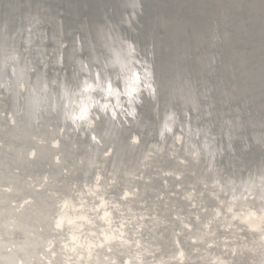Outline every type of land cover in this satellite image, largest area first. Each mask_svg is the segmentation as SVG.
<instances>
[{"label":"water","instance_id":"1","mask_svg":"<svg viewBox=\"0 0 264 264\" xmlns=\"http://www.w3.org/2000/svg\"><path fill=\"white\" fill-rule=\"evenodd\" d=\"M178 1L154 0L159 7L162 4L155 17L152 15L150 0H0V92L3 93L0 99L4 100L6 107L3 109L0 101V264H122L125 253L131 256L123 264H133L135 260L146 258L148 245L151 243L157 241L162 248L160 238H149L148 243L141 245L140 237L136 236L144 234V226L139 223L140 215L134 213V203H127L136 193L139 197L152 195L151 188L161 186L158 175L133 185L126 183L128 187L135 188L132 189L135 194H128L126 189L125 197L119 198V204L111 208L109 216L124 219L122 225L118 223L119 229H111L113 221L110 222V219L113 218L108 216L107 220L101 218L102 221L92 219L93 210L97 207L91 202L92 199L104 192L108 194L115 191V185L122 187L120 185L129 176L128 171L127 176L123 170L131 163L143 169L144 173L148 172L151 165L184 169L180 176L182 187L189 188V183L194 186L184 198H177L176 204L180 208H184L190 199L195 202L204 199L203 204L210 207L216 203L209 196L208 188L215 190L220 185L210 186L204 183L206 187H202V181L214 182L219 178L221 183L234 189L237 188L235 182H238L243 196L239 191L232 196L230 215L238 216L242 222L229 220L230 215L223 207L221 212L226 213L225 222L233 221L239 228L238 231L233 228L235 233L228 235H235L238 238L236 240L244 242V245L234 246L232 254L230 250L224 252L226 248H219L212 256L216 254L218 259L225 258L232 264H264V219L256 226L249 225L253 217L264 215V59L259 69L252 70V73L244 72V69L239 71L243 75L240 76L242 81L250 78L258 82L256 86H252V90L259 91H251L248 99L259 95H263V98L256 103V107L261 109L250 122L253 127L249 133L251 142L245 141L238 157L233 159L238 161L237 165L231 161L228 165H221L219 171H214L210 165L208 172L202 168L203 161L200 157L206 154L207 147L213 141L212 137H223L226 147L235 150V146H230L231 139L243 136L240 131L245 125L238 121L229 123L222 120L220 111L213 113L210 120H204L207 127L201 137H192L191 131H184L188 140L195 144L192 147H183L181 150L164 144L165 153H162V143L142 140L143 135L153 130L156 138H172L178 144V138L170 136L168 132L175 122V116L166 120L163 109L171 105L172 99L183 101L185 98L194 110L198 106L195 98L205 96L202 91L195 90L192 84L184 82V79L176 83L173 81L180 79L184 70L181 61H174L169 53L178 50L181 45L196 47L203 43L205 39L201 34L211 29L214 23L221 24V31L224 30L223 25L235 17L236 23H242L244 19L239 10L251 15L250 20L257 27L253 30L256 32H253L255 38L251 42H258V49H263L264 0H196L197 5L190 11L193 16L195 10L204 13V16L195 22V17L186 18L182 22L173 17L175 12L172 8L177 7ZM210 1H214L216 7H211L208 4ZM10 24L12 27H19L22 36L15 38L2 31ZM151 25H157V33L150 30ZM187 27L190 30L185 35L184 29ZM196 27H201L202 30L196 31ZM211 33L213 31L209 30V35ZM226 33L228 32H223L219 39L223 40L221 46L227 48L228 54L225 62L220 61L216 67L219 71L216 77L224 79L219 82L213 78L210 83L214 99L220 98L224 102L248 91L242 86H233L230 91L229 87L233 83L224 87L227 85L225 75L233 76L234 66L242 67L252 58V55L230 48L232 43L243 40V37L249 38V30L239 38L234 37L237 35L235 29L229 35ZM34 36H38L40 40L48 37L53 44L48 46L53 54L46 57V62L56 61L64 66L73 64L71 68H77L74 73L87 72L89 80L85 76H71L69 80L72 86L66 90L52 91L50 83L53 82L50 77L56 70L54 67L46 69L47 64L40 61L48 49L45 44L38 47L33 43ZM159 36H165V39H160ZM145 37H150L149 45L152 47L148 51L145 48V53L156 54L160 50L165 53L153 60H144L143 69L139 70L130 60L133 58L139 61V58L126 57L122 49L142 50L143 45H148L143 41ZM98 44L105 49L100 55L94 54L92 59L98 66L93 70L87 62L88 54H76L75 49ZM11 47L15 49L6 51V48ZM8 54L13 55L12 61H4ZM203 57H193V64L204 66L199 71L214 69L215 67L208 66L209 59L214 61V57ZM256 57L259 61V57L264 58V54L259 52ZM103 64L111 68L107 74L99 70ZM25 65L31 68L25 70ZM58 70L60 80L67 79L64 74L66 71ZM116 71L120 74L117 77ZM114 77L113 84H110V79ZM132 80L141 88L133 87ZM172 81L174 84L171 87ZM93 85L102 89L103 98L111 95L108 101H113L114 104L105 106L103 98L87 100L89 90H98ZM70 91H76L80 95L73 96ZM183 91L187 94L186 97ZM160 93L163 95L159 98ZM121 94L125 96L123 102H119ZM63 102L76 104L81 115L78 117L75 114L77 111L63 107ZM92 102L96 103L92 107L94 113L88 114L87 108ZM128 102L136 103L137 107ZM121 105L125 107L123 123L126 124L127 131L124 133L123 127L114 120L117 119ZM3 110L5 112L2 114ZM85 113L91 118L90 124L79 130L80 120L88 118L82 117ZM194 124L192 123L193 126ZM149 126L151 129L147 130L146 127ZM184 126L185 124L182 125ZM132 128L136 129V133L131 131ZM88 136H96V139L91 142ZM250 143L253 149L249 148ZM169 149L170 151H166ZM224 152L225 150L222 151L223 154ZM178 153L183 154L184 166L174 160ZM136 154L139 156H135ZM95 166L98 171H95ZM105 170L111 172L108 173V179L99 187H93ZM73 181L81 182L77 183V187L73 186L74 194L69 189ZM175 181L169 178L172 185ZM159 189L162 190L161 187ZM158 197L161 200L162 195ZM165 201L170 206L173 204L170 199ZM157 211L160 214L159 209ZM220 215L221 213L218 217ZM211 221L209 225L212 224ZM138 223L139 226L136 227ZM191 225L195 226L192 217ZM57 231H62L61 235ZM125 232H130L134 236L133 240L127 237V242L121 241ZM164 234L176 249H185L188 254L196 253L195 250H188L191 246L189 240L174 237L166 231ZM240 234L243 235L242 241ZM141 237L147 239V235ZM80 238H84L83 241ZM52 249L55 251L50 254ZM157 257L155 251L152 260ZM192 262L217 264L216 260L205 263L203 258L189 263ZM157 264L165 263L160 260Z\"/></svg>","mask_w":264,"mask_h":264},{"label":"bare ground","instance_id":"2","mask_svg":"<svg viewBox=\"0 0 264 264\" xmlns=\"http://www.w3.org/2000/svg\"><path fill=\"white\" fill-rule=\"evenodd\" d=\"M150 2H151L150 4H151V9H152V15L157 17L158 16L157 9L159 8V11H160L161 10L160 7H162V4L160 3L161 6L159 7L158 4H155L154 0H150ZM208 4L211 7L212 6L216 7V3L214 1H210L208 2ZM196 5H197L196 0H179L177 2V7L172 8V10L175 12L173 13V17H177V19H179L181 22L183 20H187L186 18H192V17H195L194 22L196 20L201 19L204 16V13L198 12L195 10L193 12L194 14L193 16L190 11V9H194ZM239 11H240L239 13L241 17L244 19L242 23H236L237 18L235 17L229 23L223 25L224 26L223 31H221V27H220L221 24L214 23L212 24L211 29H207L206 31H203V33L201 34V36L205 39L203 43L196 45V47H192L190 45H185V46L181 45L178 50H173V52L169 53L171 57L172 56L174 57L173 58L174 61L178 59L181 61L182 63L181 67L184 70L182 77L180 79H177V80L175 79L173 81L176 83L184 79V82H188L192 84L195 90L202 91L203 94L205 95V96H198L195 98V100H197L198 106L194 110L191 108V104L187 102L185 98H183V101L177 98H174L172 99L171 105L163 109L167 116L166 120H169L171 116H175V122L171 127H169L168 132L170 136L172 137L174 136L175 138H178V142H177L178 144H176L172 138L171 140H162L160 138H156V134L153 132V130L149 131L147 134L142 136V140L144 142L149 141V142H159L160 144L162 143L161 145H163L162 146L163 151L161 152L165 153L164 144H168L169 146H171L172 149L175 148V149H181V150L183 149V147L187 148V147H192L193 145H195V144H192L188 140L187 135L184 133V131L185 130L191 131L192 137H201L202 135H204L203 130L207 127V125L203 123L204 120H210L212 117L211 115H213V113H215L216 111H217L216 113L220 111L219 113H221L222 120L224 121H229V123L238 121L239 123L245 125L240 131V133L243 134V136L242 137L237 136V138L236 137L232 138L230 141V146L231 147L235 146L234 148L235 150H229V148L226 147V143L223 137L214 136L211 138L213 141H211L209 146L207 147L206 154H203L200 157L201 161H203L202 168H203V171L205 172H208L207 171L208 165L213 166L214 171L215 170L219 171L220 170L219 168L221 165H228V163H230L231 161H234L233 159L238 157L241 151L240 149H242L243 143L245 141L251 142L250 140L252 138H251V135H249V133L253 130V127L250 125L251 124L250 122L253 121L257 112L261 109V107L259 108L256 107V103L259 102L263 98V95H259L257 96V98L251 97L248 99L247 97L251 93V91L255 93L259 91V90H252L254 89L252 86H256L258 82H256L255 80H251L250 78L247 79L246 81H242V78L240 76H243V75H240L239 71H242L241 69H244L245 70L244 72L252 73L254 72L252 70H258L264 58L259 57V61H257L256 55H258L259 52H261V54H264V48L260 50L258 49V45H259L258 42H251L255 38V35L253 32H256V31H253V30L257 28L256 25L252 24L253 22H251L250 20L251 15L245 13L243 10H239ZM156 22H157V19L155 20V23ZM233 25H235V27H232ZM12 26L13 25L10 24L7 27H4L2 31H4V33H7L8 35L14 36L15 38H19L21 30L19 29V27H12ZM45 27H48V25L45 24ZM156 27L157 25H154V27L151 25L149 28L150 30H155V32L157 33L156 29H159V28H156ZM194 29L196 31L202 30L201 27H196ZM234 29L237 32V35L234 36L235 38L244 36L243 34L245 33L246 30H249L251 35L249 36V38L243 37V40H239L237 42L232 43L230 48H233L234 50L239 51V52L241 51L243 53L252 55V58H250L242 67L234 66L232 69V73L234 74L233 76H230L229 74L225 75V77L227 78L226 79L227 85H224V87H227L228 84L233 83L231 85L232 87L231 86L229 87V90L231 88L233 89V86L237 88L242 86L244 88H247L248 91L244 95L242 94L240 96H233L230 98L228 102H224V101H221L220 98L214 99L213 97L214 90H213V87L210 85V83H211V80H213V78L215 80H218L219 82H221V80L224 79V78H221L220 80L219 77H216V75L219 74V71L216 69L218 63L220 61L225 62L227 54H228L227 48L224 45L221 46L223 44L222 42L223 40L219 39V37L220 35H222L223 32H228L226 33V35H229L230 34L229 32H234ZM189 30L190 29L188 27L185 28L184 34L188 33ZM209 30L213 31L211 35H209ZM42 33L45 34L46 32H42ZM20 36H22V34ZM161 38L164 40L165 36L160 37V39ZM33 39H34L33 43L37 44L38 47L45 44L46 45L45 47L48 49L45 52L44 58L41 59L40 61H44L45 64L49 65V66L47 65L45 66L46 69L47 67H54V69L56 70L55 71L56 73L54 75H51L50 77V81L53 82V83H50V89L52 91L58 92L61 89L66 90L68 87L72 86L73 84L72 82H70L71 80H69L71 76H75V75L85 76L84 78L86 80H89L88 79L89 74H87V72L79 71L78 73H74L76 72L77 68L73 66L74 69H72L71 65L73 64H68V66L67 65L64 66L61 64H57L56 61L51 62V63L46 62V57H49L51 54H53L52 49L48 47L50 45H53L52 42L49 41L48 37H45L44 38L45 40L44 39L40 40L38 36H34ZM217 39L219 40L217 41ZM143 41L145 44L147 43L148 45H143L142 50L130 51V49L128 48L122 49V52H124L126 57L129 56L130 58L131 57L139 58L138 59L139 61H136L133 58L130 59L132 65L135 68H138L139 70L143 69L144 60L150 61L157 57L164 56V55H161V53L164 52L163 50L156 52V54H151L150 52L145 53L144 52L145 48L147 51L152 49L151 45H149L150 37H145ZM13 49L15 48L14 47L6 48V51L13 50ZM104 49L105 48L100 44H98V46H88L87 48L83 46L82 48L79 47L75 49L76 50L75 53L76 54L80 53L83 56L85 54H88L87 62H89L93 70H96L95 68L98 65L94 62L92 58L94 54L96 53L99 55L103 53ZM203 56H207L208 58L214 57V61H211L209 59V63H208V66L211 68L215 67L214 69L210 71L203 70L200 72L199 70L203 69L204 66L193 64L194 58L196 59L200 57L202 58ZM12 57L13 55L8 54L7 57L4 58V61H12L11 60L13 59ZM25 66H24L25 70L26 68H31V66H28V65H25ZM100 67L101 68L99 70L104 73L106 72V74H107V71H111V68H109L106 64H103ZM57 69H62L63 72L66 71V73L64 74L66 75L67 79L60 80V77H59L60 71L59 70L57 71ZM69 72H71V74H69ZM115 73H116L115 77L120 75L118 71H116ZM166 75L170 77V75L168 74ZM115 77L110 79V84H113V80L115 79ZM173 81L170 83V86L174 84ZM136 83L137 82L135 80H132L131 82L133 87L141 88L139 84L135 85ZM93 87L94 89H98V90L97 91L89 90L87 94L89 95V97H87V100L89 99V101H91L96 98L97 99L103 98L102 89L98 85H93ZM158 89L159 88L157 87V90ZM70 92L72 93L73 96H75V94H79L76 91H70ZM2 94L3 93L0 92V96ZM183 94H185V97H186L187 94L184 91H183ZM97 95H99V97H96ZM161 95L163 94L160 93L158 97L159 98L162 97ZM111 97L112 96L109 95L102 99L106 101V103H104L105 105L114 104L113 101H108L109 98ZM124 97L125 96L121 94L119 96V102H123ZM0 101L3 106V109H6V107H4V100L0 99ZM128 103H131L132 106L137 107L136 103H133V102H128ZM62 105L63 107L70 108L73 112L77 111V113L75 114L78 117L79 115H81V112L80 111L78 112L76 104L63 102ZM94 105H96V103H93V102L88 105V108H87L88 114L94 113L92 111V107ZM124 109L125 107L121 105V108L118 110L119 114L118 116H116L117 119H114L117 124H120L121 127H123V133L127 131L126 124L123 123V120H124L123 115L125 113ZM4 112L5 110L1 111L2 114ZM88 114L85 113L84 116L82 117L84 118ZM87 117H88L87 119L80 120L79 130L84 129L85 126L87 127V125L90 124L91 118L90 116H87ZM189 121H192V123H195L194 126ZM183 124H185L184 127H182ZM186 126H188L187 129H186ZM69 127H72V126H69ZM146 128L147 130H149L151 129V126L146 127ZM145 130L146 129L144 128L143 131ZM131 131L135 132L136 129L132 128ZM88 139L89 141L94 142V140L96 139V136H90ZM100 145H98L99 148H100ZM249 145H250L249 148L253 149L252 144L250 143ZM212 148H215L214 152H211ZM224 150L225 152L223 154L222 151ZM166 151H170V149ZM182 155L183 154L178 153V156L176 155L174 157V160L177 162V164H181L182 166H184L185 160ZM135 156H139V155L136 154ZM234 162L236 163V165L238 164V161H234ZM95 171H98V167L96 166H95ZM123 171H124L123 173L126 175L128 171L129 176L127 175L128 180H124L123 181L124 183H122L121 185L119 184L122 187H117V185H115L114 186L115 191H111L108 194L104 192L103 194H100L101 196L98 195L96 198L94 197V199H92L91 202L97 206L96 209L93 210L94 213L92 215V219H100L102 221L101 218L106 219L107 216L109 217L111 215L110 214L111 208L119 204V198L121 199L125 197L124 194L126 193L125 192L126 189H128L129 191V192L127 191L128 194H135V192H133L132 190L135 188L128 187V185L126 184L127 182L133 185L137 183L138 181L143 182L145 179L149 180V177L153 175L154 176L158 175L160 182H161L160 183L161 186H154L151 188L152 195L139 197L136 193V195H133L134 197H132V199L127 200L128 202L126 201L127 203L131 201L132 203H134V205L136 206L134 208V211H135L134 213L139 214L141 217V221H139V223L141 225L143 224L144 226V234L140 233L139 235L136 236V237H140L139 240H140L141 245L144 246L145 243H148L149 238H153L154 240L156 238H160L161 242H163L162 248L159 242L157 241L154 244L151 243L150 245H148L149 249L147 250L146 258L142 260H139V259L135 260L133 261V264H157V262L160 260L164 261L165 264H196L197 262L195 263L194 262L189 263V262L197 258H203V260H206L205 263H209V262L216 260L217 264H232L230 263L229 260L225 258L218 259L217 258L218 255L216 254L212 256V253L219 248H222V249L226 248L224 252H227L230 250L231 252L230 254H232L234 252V246L236 245L240 246V244L244 245V242L239 243V241H237L238 238L235 237V235L233 236L228 235L231 232L235 233L234 229L237 231L239 230L236 223H234L233 221L242 222V220L238 218V216L230 215L232 214L231 210L233 207L232 196L237 193L236 191H239L240 194L243 196V191L239 190L240 185L238 182H235V185L237 188L234 189V188H231V186L221 183L219 178L214 182L202 181L201 183L202 187L205 186L204 183L210 186L220 185L215 190H210L208 188L209 196H211V198H214V202L216 203L212 207H210L206 203L203 204L204 199L199 200L198 202H195L193 199H190L189 201L186 202L184 208H180V206L176 204L177 198L178 199L184 198V196L187 195L191 191L192 187L194 186L193 183H189V188L182 187V184H181L182 181H181L180 176L181 174H183L184 169L182 168L175 169L171 167L162 168L159 166L154 167L153 165H151V167L147 169L148 172L144 173L143 169H139L138 167H135L131 163L128 166H126ZM189 172L191 173L192 170H189ZM108 173H111V172H109V170L108 171L105 170L104 173L101 175V177L98 178L96 182L93 184V187L95 186L97 187V185L99 187L101 183L105 182L108 179ZM169 178H173L174 180H176L173 185L169 183ZM77 183H81V182L73 181L69 185V189H71V192L73 194L75 193L74 187H77ZM159 187H161L162 190H160ZM155 192H156V195H155ZM105 195L106 197H104ZM158 195H162L161 200H159ZM165 199H170L171 203L173 204L170 206L169 202L165 201ZM228 200H229V203H226ZM158 202H159V205H158ZM221 207L225 208V211L229 213L230 215L229 220H233L231 221V223L225 222L226 213L221 212V209H222ZM157 209H159L160 214L158 213ZM212 210H214L215 212H213ZM220 213L221 215L218 217V214ZM191 217L195 222L194 227H192L191 225ZM109 218H113V217H109ZM262 219H264V215L261 217H253L251 219V222L249 223L250 227L256 226V224H258L259 222H262ZM123 220L124 219L118 218V217L110 219V222L113 221V224L112 223L110 224L111 229H114V230L119 229L120 228L119 224L122 225ZM210 221L212 222L211 225H209ZM139 223L136 225V227L139 226ZM57 227L58 226H56V228ZM56 228L54 227V229ZM225 230H228V231H225ZM165 231L167 233H171L174 237H179L183 240H189L190 241L189 243L191 244V246L188 250H190V252L195 250L196 253L188 254L185 249H179V250L178 248L176 249L167 240V236L164 234ZM57 233L61 235L62 231H57ZM145 235H147V239L146 238L143 239V237H141ZM127 237L133 240L134 236L130 232H125V234L122 235L121 241L123 240L127 242V240H129V238ZM239 237H240V240L242 241L243 235L240 234ZM80 239L81 241H83L84 238H80ZM198 241L200 243H197V244L192 243V242H198ZM54 251L55 250L52 249L50 254L54 253ZM155 251L157 252L158 257L157 259L152 260ZM123 255L124 256H123L122 264L130 258L131 254L125 253ZM112 257L114 258V256ZM229 259H232V258L230 257Z\"/></svg>","mask_w":264,"mask_h":264},{"label":"clouds","instance_id":"3","mask_svg":"<svg viewBox=\"0 0 264 264\" xmlns=\"http://www.w3.org/2000/svg\"><path fill=\"white\" fill-rule=\"evenodd\" d=\"M106 106V105H105Z\"/></svg>","mask_w":264,"mask_h":264}]
</instances>
